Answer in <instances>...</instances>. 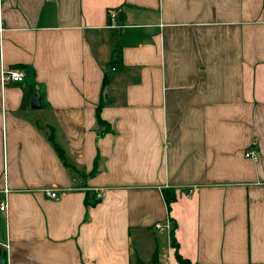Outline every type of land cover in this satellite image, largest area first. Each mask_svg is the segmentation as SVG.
Listing matches in <instances>:
<instances>
[{
    "label": "crops",
    "instance_id": "crops-1",
    "mask_svg": "<svg viewBox=\"0 0 264 264\" xmlns=\"http://www.w3.org/2000/svg\"><path fill=\"white\" fill-rule=\"evenodd\" d=\"M12 67L0 264H264V0H0Z\"/></svg>",
    "mask_w": 264,
    "mask_h": 264
},
{
    "label": "built area",
    "instance_id": "built-area-1",
    "mask_svg": "<svg viewBox=\"0 0 264 264\" xmlns=\"http://www.w3.org/2000/svg\"><path fill=\"white\" fill-rule=\"evenodd\" d=\"M115 12L114 10H110L108 12V17L110 21H113ZM24 77V71L18 69V68H11V69H6V68H0V82L1 83H12V82H18L21 81ZM244 156L247 158H255L256 156V151H254L252 148L249 147V149L244 151ZM9 189L6 188V186L3 185L0 187V211L5 210L6 203H5V197ZM45 195L51 198H56V189H45L43 191ZM102 192L100 191H95L94 192V198H99L101 197ZM153 226L155 228H159L161 225L159 223H154ZM164 226H169L170 230V222L169 219L164 221Z\"/></svg>",
    "mask_w": 264,
    "mask_h": 264
},
{
    "label": "trees",
    "instance_id": "trees-1",
    "mask_svg": "<svg viewBox=\"0 0 264 264\" xmlns=\"http://www.w3.org/2000/svg\"><path fill=\"white\" fill-rule=\"evenodd\" d=\"M96 120L99 122V118L97 116V113H96ZM49 138H51V136H49ZM55 147V150L57 152V154L59 155V157H62V153H61V150L56 146L54 145ZM63 158V157H62ZM87 193H85V196L83 198V201L86 205H89L90 203H92V201H87V197H86ZM162 197L164 198V202H165V205H166V210L168 209V205L171 201L174 200V195H173V191L171 190H163L162 191ZM171 220V219H169ZM170 230H169V242L171 244V246H173L174 248V257L177 261L178 264H195V263H191L188 259L180 256L177 254L176 252V243L174 242L173 238L171 237L172 236V231L174 229V223L172 222L171 220V223H170Z\"/></svg>",
    "mask_w": 264,
    "mask_h": 264
},
{
    "label": "water",
    "instance_id": "water-1",
    "mask_svg": "<svg viewBox=\"0 0 264 264\" xmlns=\"http://www.w3.org/2000/svg\"><path fill=\"white\" fill-rule=\"evenodd\" d=\"M30 105L32 107H37L39 106V99H38V93L34 92L31 96H30ZM0 257L3 258V252L0 253Z\"/></svg>",
    "mask_w": 264,
    "mask_h": 264
}]
</instances>
